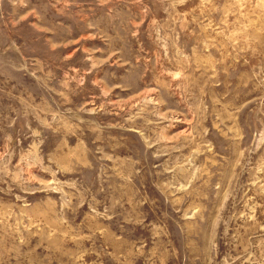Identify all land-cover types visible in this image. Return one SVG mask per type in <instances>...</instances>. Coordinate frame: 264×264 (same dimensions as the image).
Returning <instances> with one entry per match:
<instances>
[{
	"label": "rangeland",
	"instance_id": "374dc122",
	"mask_svg": "<svg viewBox=\"0 0 264 264\" xmlns=\"http://www.w3.org/2000/svg\"><path fill=\"white\" fill-rule=\"evenodd\" d=\"M0 264H264V0H0Z\"/></svg>",
	"mask_w": 264,
	"mask_h": 264
}]
</instances>
